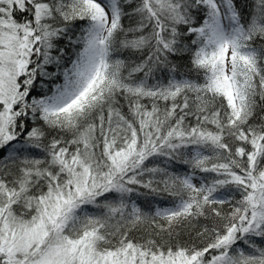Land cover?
<instances>
[{"label":"snow or ice","instance_id":"1","mask_svg":"<svg viewBox=\"0 0 264 264\" xmlns=\"http://www.w3.org/2000/svg\"><path fill=\"white\" fill-rule=\"evenodd\" d=\"M0 264H264V0H0Z\"/></svg>","mask_w":264,"mask_h":264}]
</instances>
